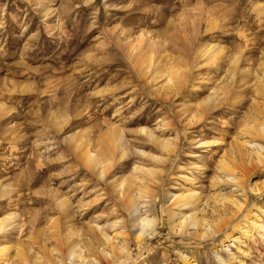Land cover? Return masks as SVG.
<instances>
[{
    "label": "rangeland",
    "instance_id": "374dc122",
    "mask_svg": "<svg viewBox=\"0 0 264 264\" xmlns=\"http://www.w3.org/2000/svg\"><path fill=\"white\" fill-rule=\"evenodd\" d=\"M262 228L264 0H0L6 264H264Z\"/></svg>",
    "mask_w": 264,
    "mask_h": 264
},
{
    "label": "bare ground",
    "instance_id": "6f19581e",
    "mask_svg": "<svg viewBox=\"0 0 264 264\" xmlns=\"http://www.w3.org/2000/svg\"><path fill=\"white\" fill-rule=\"evenodd\" d=\"M213 20V19H212ZM210 21L211 20H208V23H210ZM212 23V22H211ZM210 25V24H209ZM146 62H147V64H150V56H148L146 59ZM149 67V66H148ZM147 67V68H148ZM173 71V70H172ZM168 75V74H167ZM178 77V76H177ZM176 77V78H177ZM173 77H169V81L171 82L173 79H172ZM174 83V82H173ZM172 83V84H173ZM168 142H166V144H167ZM250 143V142H249ZM256 145V143H253L252 142V144H250V146H255ZM258 145V144H257ZM258 147V146H257ZM260 147H262V146H260ZM254 148V147H253ZM252 148V149H253ZM255 149V148H254ZM260 152V151H259ZM258 152V153H259ZM255 155H258V158H259V156L261 155V153L260 154H255ZM93 157V155H90V159H93L92 158ZM92 161V160H91ZM90 161V162H91ZM93 162H96V160H93ZM222 163L224 162V160L223 161H221ZM96 164V163H95ZM225 165H227L226 164V162H225ZM224 166V165H223ZM220 168L222 169V168H226V167H221L220 166ZM146 172V171H145ZM227 180L228 181H233V183H234V181H235V178H234V176H232V174L231 175H229L228 177H227ZM236 182V181H235ZM250 190L251 191H257L258 190V188H257V185L256 184H250ZM127 194V193H126ZM126 196H128V195H126ZM132 198V197H131ZM130 199V198H129ZM183 202H184V204H186V205H188V204H196L197 203V198L195 199L194 198V200H187V201H185L184 199H181ZM180 200V201H181ZM129 202H130V204L135 208V210L137 211V206H136V204H134V200L133 199H130L129 200ZM129 202H128V205H129ZM136 202V201H135ZM235 202V201H234ZM177 203V202H176ZM180 203V202H179ZM238 203V202H237ZM234 204V203H233ZM239 204V203H238ZM197 205V204H196ZM132 206H131V208H132ZM184 206V205H183ZM236 206V205H235ZM237 207V206H236ZM239 207V206H238ZM133 208V209H134ZM202 211V208H196V209H194V212H192V213H189V214H187V215H181L179 218H178V222L177 223H175V225L177 226V228H179V230H184V231H187L188 230V228H192V230H191V232H193V234L194 233H196V232H198L199 231V229L203 232V234H205V233H207V232H214L215 231V228L213 227V226H211V225H209V224H205V220L202 218V213L201 214H198L199 212H201ZM155 222H156V220H155V218L154 217H148V216H143V217H140V219L138 220V224H139V232L137 233V235H136V237L138 238H140V236H142V235H144L145 233H147V232H149L153 227H154V225H155ZM216 223V222H215ZM258 224V223H257ZM175 225H174V227H175ZM256 225V224H255ZM209 227L210 228V230H208L206 227ZM178 230V231H179ZM189 231V230H188ZM262 231H264V229L262 228L261 229V232ZM202 232H200V233H202ZM189 233H190V231H189ZM192 234V233H191ZM198 234V233H197ZM263 235V234H262ZM261 235V233H260V236H262ZM196 236V235H195ZM198 236V235H197ZM200 236V235H199ZM104 238L106 239V241H107V245L110 247V248H113L114 249V247L116 246V244H114V242H113V240H112V238L111 237H109V236H106V235H104ZM119 249L123 252L124 251V245H121V246H119ZM71 252H73V251H71ZM101 253H102V251H100ZM110 252H112V250L110 251ZM72 254V256H73V253H71ZM70 254V255H71ZM103 254V253H102ZM101 254V255H102ZM105 254V253H104ZM6 253L5 252H2V253H0V258H1V260H0V264H6ZM106 255L107 256H109L110 254L109 253H106ZM117 255V254H116ZM122 255V254H121ZM77 256V255H76ZM116 256H115V254H113V255H111V259H114ZM110 258V257H109ZM185 258V257H184ZM72 260V259H71ZM71 262V261H70ZM184 263L185 264H191V262H189L187 259H185L184 260ZM70 264H73L72 262L70 263Z\"/></svg>",
    "mask_w": 264,
    "mask_h": 264
}]
</instances>
